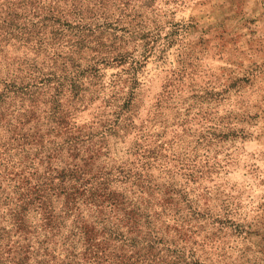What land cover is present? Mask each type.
I'll return each mask as SVG.
<instances>
[{
    "label": "clouds",
    "instance_id": "9594fccd",
    "mask_svg": "<svg viewBox=\"0 0 264 264\" xmlns=\"http://www.w3.org/2000/svg\"><path fill=\"white\" fill-rule=\"evenodd\" d=\"M0 264H264V0H0Z\"/></svg>",
    "mask_w": 264,
    "mask_h": 264
}]
</instances>
